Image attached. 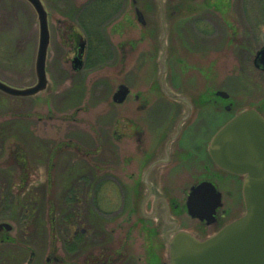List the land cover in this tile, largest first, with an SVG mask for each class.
I'll return each instance as SVG.
<instances>
[{"label":"rangeland","instance_id":"1","mask_svg":"<svg viewBox=\"0 0 264 264\" xmlns=\"http://www.w3.org/2000/svg\"><path fill=\"white\" fill-rule=\"evenodd\" d=\"M42 2L51 36L46 67L50 87L29 98L0 92V223L12 226L3 231L8 239L0 246V264H47L49 255L63 258L64 264H92L94 256L105 252L117 256L124 249L130 264H167L166 245L155 234L154 222H141L133 209L131 218L126 217L129 207L123 201L131 191L99 186L91 178L94 135L122 130V106L112 105L118 87L141 91L156 81L151 31L134 21L132 5L130 13L118 17L95 15L89 25L73 0ZM243 6L246 30L257 31L255 40L238 42V112L259 106L264 112V72L253 63L264 47V0H244ZM223 17L231 21L233 14ZM104 22L99 35L110 41L99 47L94 41L91 47L85 43L82 58H75L72 36L86 38L84 30L90 26L96 33ZM39 30L29 2L0 0L2 81L18 88L37 83ZM201 51L196 48L187 55L202 57ZM236 53L227 36L210 44L205 55L214 67L212 87L222 81L237 86L229 75L236 67ZM167 113L162 107V114ZM220 186L222 191L229 189L227 184ZM235 194L239 198V189ZM233 197L224 193V209L241 214L243 205L235 206ZM181 219L183 226L190 224L187 217ZM157 247H162V254H156Z\"/></svg>","mask_w":264,"mask_h":264},{"label":"flooded vegetation","instance_id":"2","mask_svg":"<svg viewBox=\"0 0 264 264\" xmlns=\"http://www.w3.org/2000/svg\"><path fill=\"white\" fill-rule=\"evenodd\" d=\"M73 1L78 3L77 13L104 15L103 18L107 14L118 17L130 13L132 5L134 21L146 30L150 29L148 24L139 22L137 0ZM153 3V0H141L143 6L140 5V8L151 15L154 11ZM243 3L244 0H170V8L175 14L171 28L172 60L168 65L170 86L164 87L155 81L154 85L141 91H132L128 87L129 93L125 101L112 104L114 107L122 106V130L117 128L112 134L94 135L95 150L91 156V161H94V166H91L93 182L99 186L110 185L131 191V194L127 193L129 200L125 197L123 201V206L129 207L126 217L128 220L131 218L133 209L141 222H154L155 234L160 238V243L163 241L166 245L164 252L168 248L167 238L174 235L170 233L174 230L191 231L200 237H206L238 217V209H224V193L229 197L235 195V206L243 205L245 208L244 176L224 169L213 159L211 153L214 136L240 113L238 76L241 64L238 42L248 43L249 40L256 39L257 30L250 28L247 31V24L242 20L245 15ZM227 14H233L231 21L223 17ZM100 24L98 32L99 28H104L105 22ZM82 28L84 29L83 26ZM248 32L250 35H247ZM224 36H227V42L235 46L237 51L236 67L229 74L234 76L236 87L227 86L223 81L218 82L220 86H211V71L214 67L210 56L205 54L209 53L213 41ZM85 37L82 34L72 36L77 47L75 58H82L83 48L88 43L87 36ZM103 39L107 40L105 36ZM200 47L202 57L187 55V52ZM255 58L256 56L253 63ZM221 77L215 76L216 79ZM162 107L168 108L167 116L162 114ZM254 109L264 116L260 106ZM203 183L214 185L221 195V205L210 213L211 201L205 198L202 214L207 217L202 219L189 212L188 204L193 189ZM220 184H227L229 189L222 191ZM238 189L239 198L235 194ZM206 194L208 196L209 193ZM192 206L196 207V204L192 202ZM180 208L181 211L178 212ZM168 215L172 217V221H169ZM181 216L187 217L190 224L183 226ZM7 239L8 236L4 238L3 231L0 232V246ZM156 249V254H162V247ZM109 253L94 256L92 264H130L125 249L117 256ZM64 262L63 258L47 257V264Z\"/></svg>","mask_w":264,"mask_h":264},{"label":"water","instance_id":"3","mask_svg":"<svg viewBox=\"0 0 264 264\" xmlns=\"http://www.w3.org/2000/svg\"><path fill=\"white\" fill-rule=\"evenodd\" d=\"M26 1L35 9L39 21L37 83L18 88L0 79V92L16 98L35 97L50 87L46 68L51 38L48 12L42 0ZM153 1L154 11L148 15L140 8L143 6L141 0H137V16L140 23L150 27L156 47V83L169 87L168 61L173 51L171 28L175 14L170 8V0ZM254 64L264 71V48L257 53ZM128 93V87L120 85L114 94V102L123 103ZM211 153L224 169L244 176V211L210 236L200 237L186 230L170 232L174 235L167 238V264H264V116L252 108L240 112L214 136ZM205 198L211 201L210 213L221 205V195L214 185L203 183L193 189L189 198L188 209L193 216L207 217L202 214ZM11 230L9 223H0V232Z\"/></svg>","mask_w":264,"mask_h":264},{"label":"trees","instance_id":"4","mask_svg":"<svg viewBox=\"0 0 264 264\" xmlns=\"http://www.w3.org/2000/svg\"><path fill=\"white\" fill-rule=\"evenodd\" d=\"M84 17L87 21V23H89V25H93V20H95V17L94 15H91V14H84ZM89 17V18H88ZM108 17V16H107ZM93 18V20H92ZM90 20V22H89ZM92 20V21H91ZM94 32V34L92 33ZM85 34L87 35V39H88V42L90 43V47H91V43H93V41L97 44L98 43V47L99 46H102L103 44L107 43V41L105 39H103L102 36L99 35V32L98 30H96V33H95V30H92L89 26V28L87 29V32L85 31ZM90 50V48H89ZM94 50V49H92Z\"/></svg>","mask_w":264,"mask_h":264},{"label":"bare ground","instance_id":"5","mask_svg":"<svg viewBox=\"0 0 264 264\" xmlns=\"http://www.w3.org/2000/svg\"><path fill=\"white\" fill-rule=\"evenodd\" d=\"M173 176H176V174H174Z\"/></svg>","mask_w":264,"mask_h":264}]
</instances>
